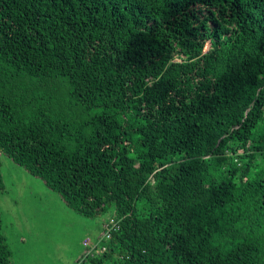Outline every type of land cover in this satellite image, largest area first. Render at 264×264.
Segmentation results:
<instances>
[{
    "label": "trees",
    "instance_id": "trees-1",
    "mask_svg": "<svg viewBox=\"0 0 264 264\" xmlns=\"http://www.w3.org/2000/svg\"><path fill=\"white\" fill-rule=\"evenodd\" d=\"M0 153L83 263L264 264V0H0Z\"/></svg>",
    "mask_w": 264,
    "mask_h": 264
},
{
    "label": "rangeland",
    "instance_id": "rangeland-1",
    "mask_svg": "<svg viewBox=\"0 0 264 264\" xmlns=\"http://www.w3.org/2000/svg\"><path fill=\"white\" fill-rule=\"evenodd\" d=\"M0 174V218L15 234L10 239L14 260L18 264H87L81 263V257L104 236L111 211L92 218L77 214L40 178L4 153H0Z\"/></svg>",
    "mask_w": 264,
    "mask_h": 264
},
{
    "label": "crops",
    "instance_id": "crops-1",
    "mask_svg": "<svg viewBox=\"0 0 264 264\" xmlns=\"http://www.w3.org/2000/svg\"><path fill=\"white\" fill-rule=\"evenodd\" d=\"M61 199V198H60ZM62 200V199H61ZM2 231L5 235V238H6V242L7 244L9 245V248L11 249V245H10V239H13L15 237V234L12 233V231L5 225H3V222H2ZM27 246L25 248V250H27ZM11 252H12V257H11V264H18L15 260H14V254H13V251L11 249ZM83 263V262H81Z\"/></svg>",
    "mask_w": 264,
    "mask_h": 264
},
{
    "label": "built area",
    "instance_id": "built-area-1",
    "mask_svg": "<svg viewBox=\"0 0 264 264\" xmlns=\"http://www.w3.org/2000/svg\"><path fill=\"white\" fill-rule=\"evenodd\" d=\"M110 221L112 222V220H110ZM113 225H114V223H113ZM105 227H106V229H108V228H109V227H107V224H106V226H105Z\"/></svg>",
    "mask_w": 264,
    "mask_h": 264
}]
</instances>
